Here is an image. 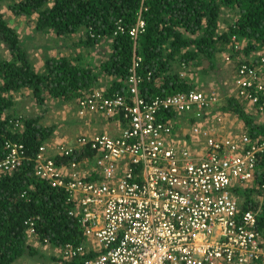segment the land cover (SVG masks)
<instances>
[{"label": "built area", "instance_id": "built-area-1", "mask_svg": "<svg viewBox=\"0 0 264 264\" xmlns=\"http://www.w3.org/2000/svg\"><path fill=\"white\" fill-rule=\"evenodd\" d=\"M145 30L141 16L129 30L135 44ZM255 56L259 65L238 60L231 92L247 112L264 114V48ZM142 61L135 52L125 94L110 97L98 88L75 100L81 116L117 118V133L49 139L34 160L36 175L65 192L85 241L61 247L43 241L34 218L26 222L30 240L55 253L52 264H264L258 214L244 211L234 193L253 186L264 170V138L229 130L215 91L147 99L142 85L152 75L141 72ZM20 117L14 128L22 130ZM177 122L188 129L189 144L178 142ZM6 147L0 175L27 159L23 143Z\"/></svg>", "mask_w": 264, "mask_h": 264}, {"label": "trees", "instance_id": "trees-1", "mask_svg": "<svg viewBox=\"0 0 264 264\" xmlns=\"http://www.w3.org/2000/svg\"><path fill=\"white\" fill-rule=\"evenodd\" d=\"M3 1L9 3L13 14L34 17L36 33L55 34L58 48L66 46L69 50L73 46L69 43L77 35L76 48L96 51L101 70L97 72L90 63L81 64L85 53L79 52L78 57H47L45 70L37 72L25 41L5 17ZM233 13L234 21L221 32L223 16ZM141 16L146 30L135 44L129 30ZM0 43L11 56L0 59V159L8 154V141L23 143L27 152V159L17 171L0 175V264L58 261L54 252L30 240L26 222L31 218L43 241L60 247L85 241L78 221L68 214L65 192L52 188L35 172L39 148L52 137L56 125L44 126L39 118L21 116L23 129L19 130L14 128L17 116L6 114L14 108L21 90H29L40 105H45L48 97L70 101L82 97L83 91L104 87L107 96L125 94L137 52L143 59L141 72L152 75L142 85L147 99L204 90L181 74L182 64L195 66L201 74L214 76L222 94L213 87L205 91L219 95V109L239 118L252 137L264 138V123L253 119L245 105L229 93L221 62L226 55L225 60L229 57L232 61L237 58L260 64L255 55L264 48V0H0ZM106 76L113 79L109 81ZM263 185L264 170L258 173L253 186L234 189L244 200L242 209L257 212V230L262 234Z\"/></svg>", "mask_w": 264, "mask_h": 264}, {"label": "rangeland", "instance_id": "rangeland-1", "mask_svg": "<svg viewBox=\"0 0 264 264\" xmlns=\"http://www.w3.org/2000/svg\"><path fill=\"white\" fill-rule=\"evenodd\" d=\"M2 10L5 14V17L7 19V21L9 22V24L13 27L16 28L17 32L19 33L20 37L22 40L25 41V45L29 48V52L31 54V58L34 61L35 64V68L37 69V72L41 73L45 70V59L47 57H60L62 55H71L72 57L76 56L79 54V52L85 53V56L83 57V61H80L81 64H89L92 67H96V71L99 72L101 69L98 68L99 62H98V57L96 54V51L94 50H89L87 48H76V40L77 39V35L73 36L74 38L72 39V42H70L69 44L72 46H70L71 48L68 50V47L66 48V46H63V48H58L57 46V41H56V35L55 34H48L45 36V34L43 35L42 33H36L34 31V26H35V18L32 17L30 19L26 18V17H22V16H18L13 14V12L10 10L9 7V3L7 1H3L2 2ZM234 16L235 14H230V15H224L223 18L224 20V24L221 27V32L225 31L228 29V26H230V22L234 21ZM229 21V22H228ZM31 38V39H29ZM29 39V40H28ZM226 56V55H225ZM225 56H223V58L221 57V62L223 63V67H224V73H225V77L224 79L228 78L227 83H228V89H230L229 93L232 94V86H231V82H230V77L232 76V73L230 72L231 68L228 66L227 64V60H225L224 58H226ZM11 56L8 53V50L6 48V46L3 43H0V59H9ZM231 62H235L234 65H237V58L235 60H231ZM77 63V61L75 62ZM230 68L229 70H226V68ZM180 71L182 76L184 77H188L190 78V80L193 83H196L198 87L200 88H204L205 89H211V87H213L214 89L216 88L217 92L221 93L219 91V89L216 87L215 84V80H214V76H212V74H210V76L208 75H204L201 74L199 72V68L195 67V66H185V65H181L180 67ZM231 73V75H230ZM105 79H108L109 81H111V79H113V77L111 76H106ZM104 81V80H103ZM222 94V93H221ZM34 97L33 94L31 92H29V90H21L19 93L16 94V98H15V102L16 104L18 103L19 106H17L16 108V112L18 113V115L20 116H28V117H35L38 112H42V108L40 106H38V102L37 103H33L32 101H34ZM48 100V99H47ZM46 100L47 104L49 101H51V104H49L48 108L50 107V110L54 107H56L58 110H60L61 112L60 114H65L66 111L68 110V105L72 106L73 104L75 105V99L74 100H70V101H64L61 99L60 102H58L57 104H52V102L55 101V99L52 100ZM24 102V104L22 103ZM15 104V107H16ZM59 104V105H58ZM36 105L38 106L36 108ZM42 106V105H41ZM23 112V113H22ZM45 112V110L43 111ZM22 113V114H19ZM248 113L253 117V119H256V121L258 123H264V114L262 113H256L254 112V110H248ZM35 114V115H34ZM17 116V115H16ZM39 116V115H38ZM36 118V117H35ZM227 121L229 122V127H231V129L233 128L234 131L236 133L241 132V130H243L244 128V123L239 120V118L237 117H231L229 115H227ZM58 121V120H57ZM110 126L111 121L107 122ZM57 124H59V122H57ZM243 126V127H242ZM105 132H113L112 128L109 127L108 129L105 128L103 130V133ZM27 260V259H26Z\"/></svg>", "mask_w": 264, "mask_h": 264}, {"label": "crops", "instance_id": "crops-1", "mask_svg": "<svg viewBox=\"0 0 264 264\" xmlns=\"http://www.w3.org/2000/svg\"><path fill=\"white\" fill-rule=\"evenodd\" d=\"M227 64L231 68L230 72L233 73L235 70L234 63L228 61ZM230 68L227 67L226 70H229ZM47 99L52 100L54 98L48 97ZM60 101L61 99H55V101L52 102V104L55 103L57 104ZM32 102L37 103L35 99ZM22 103L24 104V102ZM75 103L76 104L75 105L73 104L72 106L68 105L67 107L68 110L66 111V113L62 115L60 114V116L59 113L61 111L58 110L56 107L52 108L51 110L50 107L48 108L49 104H51V101H49L47 104L42 106L38 104V106L42 108V112L36 113L37 115L35 117L39 118L40 123L43 124L44 126L56 125V130L54 131L50 139L73 141L78 135L103 133V130L105 128L108 129L109 127L112 128V131L114 133H117L120 126V122L117 118H106L105 116L101 115L98 112H91L88 113L86 116H81L77 110V101ZM17 106H19L18 103L16 104V107L14 106L12 110H8L6 114L7 115L12 114L13 116L18 115V113L16 112ZM38 106L36 105V108ZM44 110L45 112H43ZM180 120H182L183 122H187L189 119L187 117L185 118L182 117ZM108 121H111L110 126L107 123ZM57 122H59V124H57ZM176 128L179 129L178 134L176 135L178 142L180 144H189L190 139L188 137L189 134L188 129L182 126L180 122L177 124ZM230 129L231 127H229V130Z\"/></svg>", "mask_w": 264, "mask_h": 264}, {"label": "clouds", "instance_id": "clouds-1", "mask_svg": "<svg viewBox=\"0 0 264 264\" xmlns=\"http://www.w3.org/2000/svg\"><path fill=\"white\" fill-rule=\"evenodd\" d=\"M83 92H84V91H83ZM83 92H82V93H83ZM75 100H76V99H75ZM17 116H20V115H17Z\"/></svg>", "mask_w": 264, "mask_h": 264}]
</instances>
